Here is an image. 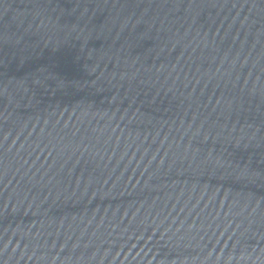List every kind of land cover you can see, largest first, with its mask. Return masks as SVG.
<instances>
[{
  "label": "water",
  "instance_id": "95a60500",
  "mask_svg": "<svg viewBox=\"0 0 264 264\" xmlns=\"http://www.w3.org/2000/svg\"><path fill=\"white\" fill-rule=\"evenodd\" d=\"M0 264H264V0H0Z\"/></svg>",
  "mask_w": 264,
  "mask_h": 264
}]
</instances>
